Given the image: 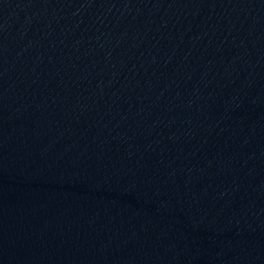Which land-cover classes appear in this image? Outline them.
I'll list each match as a JSON object with an SVG mask.
<instances>
[{"label":"water","instance_id":"95a60500","mask_svg":"<svg viewBox=\"0 0 264 264\" xmlns=\"http://www.w3.org/2000/svg\"><path fill=\"white\" fill-rule=\"evenodd\" d=\"M0 264H264V0H0Z\"/></svg>","mask_w":264,"mask_h":264}]
</instances>
